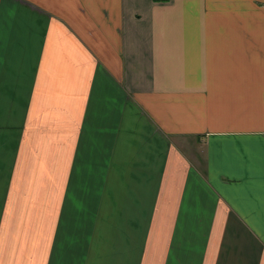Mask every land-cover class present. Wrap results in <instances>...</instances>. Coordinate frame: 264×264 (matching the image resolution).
Returning a JSON list of instances; mask_svg holds the SVG:
<instances>
[{
  "label": "crops",
  "instance_id": "crops-1",
  "mask_svg": "<svg viewBox=\"0 0 264 264\" xmlns=\"http://www.w3.org/2000/svg\"><path fill=\"white\" fill-rule=\"evenodd\" d=\"M0 264H264V0H0Z\"/></svg>",
  "mask_w": 264,
  "mask_h": 264
}]
</instances>
